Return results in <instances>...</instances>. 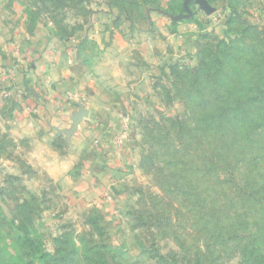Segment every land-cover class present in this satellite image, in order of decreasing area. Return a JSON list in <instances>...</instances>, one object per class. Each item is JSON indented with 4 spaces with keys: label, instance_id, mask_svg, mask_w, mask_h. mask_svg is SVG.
Segmentation results:
<instances>
[{
    "label": "rangeland",
    "instance_id": "1",
    "mask_svg": "<svg viewBox=\"0 0 264 264\" xmlns=\"http://www.w3.org/2000/svg\"><path fill=\"white\" fill-rule=\"evenodd\" d=\"M206 1L0 0V264H264V0Z\"/></svg>",
    "mask_w": 264,
    "mask_h": 264
},
{
    "label": "crops",
    "instance_id": "2",
    "mask_svg": "<svg viewBox=\"0 0 264 264\" xmlns=\"http://www.w3.org/2000/svg\"><path fill=\"white\" fill-rule=\"evenodd\" d=\"M264 14V13H263ZM262 13L260 14V16L261 15H263ZM263 21H264V19H263ZM121 121L120 122H118L117 124H115V125H113V128H111L112 129V131H113V137L112 136H110L111 138H119V135H121L122 134V136L124 135V131L126 132V130H128V128L126 127H124V126H122V127H124V128H122V127H120L121 126ZM122 128V130L120 131V129ZM127 133H128V131H127ZM111 135V134H110Z\"/></svg>",
    "mask_w": 264,
    "mask_h": 264
},
{
    "label": "water",
    "instance_id": "3",
    "mask_svg": "<svg viewBox=\"0 0 264 264\" xmlns=\"http://www.w3.org/2000/svg\"><path fill=\"white\" fill-rule=\"evenodd\" d=\"M190 2L191 0H187ZM196 2L201 6L203 10H205L208 14H212L214 11L211 6L208 4L206 0H196Z\"/></svg>",
    "mask_w": 264,
    "mask_h": 264
},
{
    "label": "built area",
    "instance_id": "4",
    "mask_svg": "<svg viewBox=\"0 0 264 264\" xmlns=\"http://www.w3.org/2000/svg\"><path fill=\"white\" fill-rule=\"evenodd\" d=\"M124 133H125V135L127 134V130H126V132L124 131ZM122 137H124V135L123 136H120L119 138H118V140H117V144L118 143H123V138Z\"/></svg>",
    "mask_w": 264,
    "mask_h": 264
},
{
    "label": "trees",
    "instance_id": "5",
    "mask_svg": "<svg viewBox=\"0 0 264 264\" xmlns=\"http://www.w3.org/2000/svg\"><path fill=\"white\" fill-rule=\"evenodd\" d=\"M261 18H262V19H264V14H263V15H261Z\"/></svg>",
    "mask_w": 264,
    "mask_h": 264
}]
</instances>
